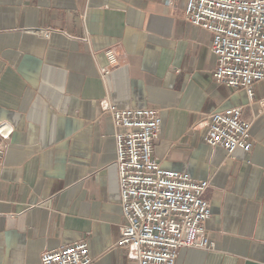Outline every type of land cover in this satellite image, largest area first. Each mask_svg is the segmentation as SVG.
Segmentation results:
<instances>
[{
    "label": "crops",
    "instance_id": "crops-1",
    "mask_svg": "<svg viewBox=\"0 0 264 264\" xmlns=\"http://www.w3.org/2000/svg\"><path fill=\"white\" fill-rule=\"evenodd\" d=\"M185 4L0 0V264H40L81 240L91 264H137L116 245L123 218L104 101L157 108L155 159L209 181L213 246L180 248L175 264H264V83L252 98L217 83L212 33L184 19ZM106 48L118 64L102 77ZM232 106L251 122L253 146L228 156L204 136L209 115Z\"/></svg>",
    "mask_w": 264,
    "mask_h": 264
},
{
    "label": "built area",
    "instance_id": "built-area-1",
    "mask_svg": "<svg viewBox=\"0 0 264 264\" xmlns=\"http://www.w3.org/2000/svg\"><path fill=\"white\" fill-rule=\"evenodd\" d=\"M175 1L166 3L172 6ZM183 17L212 33L210 48L217 61L214 80L241 88L252 98L254 84L264 83V0H186ZM104 55L107 63L100 69L102 77L118 64L112 48H106ZM102 111L110 116L114 129L123 218L116 245L137 264H175L180 248H212L204 230L211 216L204 197L209 181L164 168L153 155L162 123L159 110L117 107L104 101ZM250 129L241 107L218 108L209 115L204 142L223 148L228 156L237 148L249 153L253 146ZM4 153L0 140V176ZM92 261L85 240L40 256V264Z\"/></svg>",
    "mask_w": 264,
    "mask_h": 264
}]
</instances>
